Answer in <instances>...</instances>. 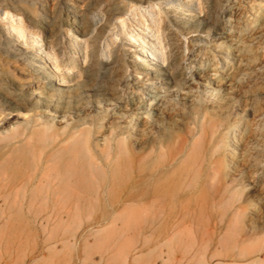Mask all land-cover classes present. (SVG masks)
Returning a JSON list of instances; mask_svg holds the SVG:
<instances>
[{
    "label": "rangeland",
    "instance_id": "rangeland-1",
    "mask_svg": "<svg viewBox=\"0 0 264 264\" xmlns=\"http://www.w3.org/2000/svg\"><path fill=\"white\" fill-rule=\"evenodd\" d=\"M166 1L0 0V264H264V0Z\"/></svg>",
    "mask_w": 264,
    "mask_h": 264
},
{
    "label": "bare ground",
    "instance_id": "bare-ground-1",
    "mask_svg": "<svg viewBox=\"0 0 264 264\" xmlns=\"http://www.w3.org/2000/svg\"><path fill=\"white\" fill-rule=\"evenodd\" d=\"M166 3L167 4H175V5H177V6H185V7H187V8H192L193 7V3L192 4H190V3H185L183 0H168V1H166ZM144 9V8H143ZM132 11V10H131ZM137 11V12H136ZM135 15H137V16H140L139 17V19H140V21L143 23V24H145V23H147V21H148V19L150 20V23L147 25V30H148V32H149V34L151 35V37L152 38H154L155 39V42H153V43H151V44H157V45H155V46H152V47H150L149 48V52H150V54L152 55V57H157V58H161V59H163L164 58V52H162V46H161V44H162V42H161V39H160V35H159V25H160V23H161V18H160V14H159V12H158V7H156V6H154V5H152V6H150L149 8H145L144 9V11H142L141 9H135L134 8V10H133V16L135 17ZM148 19H147V18ZM99 21H96V23H98ZM122 23V26H124L125 25V23L124 22H121ZM151 24V25H150ZM146 25V24H145ZM12 27H13V29H14V31H16V33H17V37H23L24 36V34L26 33V29H25V27H24V25H23V21H22V19H18L17 20V24L16 25H14V24H12ZM72 34H73V36H74V38L77 40L78 39V36H76L75 35V32L73 31V30H71L70 31ZM137 33V32H136ZM76 36V37H75ZM130 37H132V38H134V39H136V40H138V38L137 37H140V36H138V34H135V32L134 31H132L131 32V34H130ZM30 38L31 39H33V41L34 42H37V43H40V41L41 40H39L36 36H34V35H31L30 36ZM89 38V37H88ZM112 42L113 43H115V38L112 40ZM83 44H85V46H86V41L85 42H82ZM142 44H149V43H147L146 41H142ZM34 45H35V43H34ZM47 45V44H46ZM44 45H42V47H43ZM85 48V47H84ZM39 50H42L41 48H38ZM86 49V48H85ZM47 50H49V53L48 52H46L47 54V56L50 58V59H53L54 61H55V64H56V62H57V53H55L54 52V50H53V48L52 47H50V46H47V49H46V51ZM45 52V51H44ZM154 58H150L151 60H155ZM57 66V65H56ZM58 67V66H57ZM18 71V70H17ZM21 75V74H20ZM40 87H38V86H35V87H30V88H27L26 89V93L31 97V96H34L33 94H30L32 91H35L36 89H39ZM150 92H151V90H149V91H146L145 93L146 94H150ZM183 94H185V93H183ZM157 98V97H156ZM156 98H152V97H143L142 96V100L141 101H139V103H133V102H131L129 105L130 106H132V105H135V107H137L139 110L141 109V110H143V109H147V107H146V105H150V107L151 108H155L156 106L154 105V104H152V101L153 100H156ZM18 101V100H17ZM16 105L18 106V107H21L22 106V102H20V101H18V102H16ZM80 132V131H79ZM11 138L12 139H14V138H16V135H13V136H11Z\"/></svg>",
    "mask_w": 264,
    "mask_h": 264
}]
</instances>
